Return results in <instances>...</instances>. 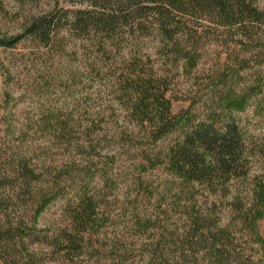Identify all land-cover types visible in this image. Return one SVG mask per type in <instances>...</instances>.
<instances>
[{
    "label": "trees",
    "instance_id": "16d2710c",
    "mask_svg": "<svg viewBox=\"0 0 264 264\" xmlns=\"http://www.w3.org/2000/svg\"><path fill=\"white\" fill-rule=\"evenodd\" d=\"M14 1L23 4L30 0ZM86 1L92 9H55L24 18L11 33L0 31V49L5 50L28 40L46 48L59 46L64 38L58 36L65 26L77 36H84L91 42L94 59L100 62V66L88 64L96 77L101 73L100 67L107 68V62L112 63L107 68L109 75L102 73L101 78L114 89L122 114L120 125L116 124L119 119L116 116V126L104 123L109 116L100 113L86 114L89 116L86 126L72 117L58 119L54 126L46 125L58 142L73 146L77 154L87 157L86 165L77 169L82 178L76 177L83 185L75 207L71 208L69 228L53 237L37 228V220L59 192L63 172L38 167L18 148L0 147V264H44L34 249L39 244L66 254H78L84 245H90L91 237L107 218L100 212L103 204L100 191L89 188V182L98 172L104 187L109 188L107 166L119 156L130 161L128 169L139 176L163 166L182 188L195 191L202 186L211 194L226 195L229 183L246 175L253 155L231 113L244 111L255 91L262 90L260 80L256 81V87L239 93L236 88L241 80L239 72L249 68L254 59L242 54L259 42V33H264V0ZM211 27L227 31L234 46V59L209 77L205 87L210 94L205 104L208 114L206 120L195 123L193 103L172 114L171 101L166 96L167 79L155 69L149 56L144 61V55L137 49L138 41L153 35L161 43L164 63H182L184 71L189 72L198 66L204 38L212 31ZM263 54L264 48L259 51L262 60ZM171 136L174 138L169 146L160 149L158 143ZM93 156L101 157V168L93 163ZM132 176L135 186L143 191L142 198H147L149 193L143 179L135 173ZM249 194L244 199L234 196L229 204L234 220L264 254V175L254 182ZM195 206L184 207L191 227L184 233L182 246L210 248L217 261L227 256L241 260L227 231L213 229V220L195 210ZM133 218L138 227L145 229L155 224L148 215L136 213ZM149 250L152 258L162 264L167 262L160 243Z\"/></svg>",
    "mask_w": 264,
    "mask_h": 264
},
{
    "label": "rangeland",
    "instance_id": "374dc122",
    "mask_svg": "<svg viewBox=\"0 0 264 264\" xmlns=\"http://www.w3.org/2000/svg\"><path fill=\"white\" fill-rule=\"evenodd\" d=\"M2 5L0 31L9 33L30 16L55 9H92L86 0H58L57 4L53 0H30L23 4L2 0ZM213 28L204 38L198 66L189 72L184 71L182 63H164L161 43L153 35L138 41L137 49L144 55V61L145 56H149L148 60L153 62L155 69L167 79L169 90L166 96L171 101L172 114L186 110L193 103L195 123L206 120L208 114L205 104L210 94L205 87L209 77L221 72L220 69H225L224 66L234 59V46L227 31ZM258 37L259 42L242 54L254 59L249 62V68L239 72L241 80L236 91L256 87L257 80L262 82V90L259 93L255 89V95L251 96L244 111L231 113L253 152L246 175L232 180L226 195L211 194L202 186L196 187L195 191L182 188L163 166L139 176L128 169L131 162L119 156L107 166L110 169L109 188L104 187L98 172L89 182V188L100 191L103 201L100 212L107 218L91 237L90 245H84L78 254H66L46 244L36 245L34 249L44 264H162L152 258L149 250L155 243L164 248L167 262L163 264H264L263 251L234 220L229 204L234 196L239 199L249 197L254 182L264 175V60L259 57V51L264 48V33H259ZM58 38L64 39L56 47L46 48L28 40L13 49H0V147H6V150L18 148L38 167L63 172L59 192L37 220V228L48 237L69 228L71 208L75 207L83 185L77 179L82 178L77 169L86 165L87 157L77 154L73 146L58 142L46 125L54 126L58 119L72 117L81 126H86L88 113L109 116L104 122L108 126L122 122L115 91L101 78L102 73L109 75L107 68L112 63L107 62V68L100 67L101 73L96 77V72H91L88 67L89 63L100 66V62L94 59L91 42L69 31L68 26L61 29ZM173 138L159 142L158 147L166 149ZM100 158L92 157L99 168L102 166ZM132 173L143 179L149 193L147 198H142L143 191L135 186ZM194 204L195 210L213 220V229L227 231L237 245L241 260L227 256L217 261L210 248L182 246L184 233L191 227L186 215L188 210L184 207L192 208ZM136 213L150 216L155 224L147 229L138 227L133 218Z\"/></svg>",
    "mask_w": 264,
    "mask_h": 264
}]
</instances>
